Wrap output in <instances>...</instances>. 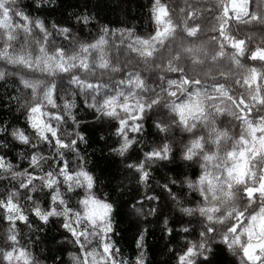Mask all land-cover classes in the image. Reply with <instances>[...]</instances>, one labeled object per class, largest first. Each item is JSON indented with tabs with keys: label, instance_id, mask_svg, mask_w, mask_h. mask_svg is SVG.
Masks as SVG:
<instances>
[{
	"label": "clouds",
	"instance_id": "clouds-1",
	"mask_svg": "<svg viewBox=\"0 0 264 264\" xmlns=\"http://www.w3.org/2000/svg\"><path fill=\"white\" fill-rule=\"evenodd\" d=\"M0 264H264V0H0Z\"/></svg>",
	"mask_w": 264,
	"mask_h": 264
}]
</instances>
